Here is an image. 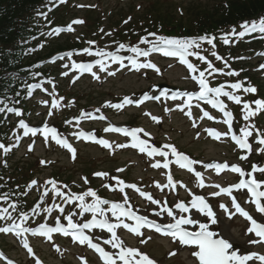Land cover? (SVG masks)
I'll list each match as a JSON object with an SVG mask.
<instances>
[{
    "label": "snow or ice",
    "instance_id": "obj_1",
    "mask_svg": "<svg viewBox=\"0 0 264 264\" xmlns=\"http://www.w3.org/2000/svg\"><path fill=\"white\" fill-rule=\"evenodd\" d=\"M64 2V0H61ZM130 19V18H129ZM128 21H125L127 23ZM74 24H80L82 21L75 20L73 21ZM242 31H237L236 27H233L229 30V33H226L222 36L223 43L225 45H229L234 39L246 37L253 33H259L264 36V19H261L259 23L256 22H244L239 25ZM64 31V29L56 28L54 29L55 33H59ZM67 31H72L71 26L67 28ZM108 35H111L109 33ZM149 37H154L155 39H149ZM215 36H200L198 39H184V38H168L164 36H157L156 33H148L147 36L142 37L139 41L142 45H150V48H141L138 46L131 47L127 49L135 54L133 58H130V63L133 69L139 71L140 69H156L157 72L160 70L157 66L151 62L150 60H145V62H140L137 58L138 57H149L152 53H161L166 57H174L178 58L179 62L185 64L187 69L190 70L194 75L191 77L195 80L199 85V91H188L183 93H176L175 95L171 96L173 100L179 98H186L187 103L184 106H179L181 111H184V107H187L189 111L186 115L191 116V108H192V101H206L207 103L211 104L213 108H218L220 111L224 112V116L228 117L229 119L224 120L222 122L227 123L229 126V130L231 132V113L224 111L225 104L223 101L220 100V97H227L229 100L234 101L236 104L241 103V97L236 95L235 92L241 90L243 82H235L231 83L227 86H220V87H211L209 86L208 79L206 76V72L209 76L213 75L216 72H220L221 74H226L229 76L239 75V72L236 71H229L227 73H223L222 69H216L213 67L212 63L207 61L206 57L201 55L197 49L201 48V42H204L210 45L213 49L216 47L215 45ZM90 44H94L95 42H88ZM119 49L125 50L126 45L120 44ZM83 53H88L92 55L90 48H84L82 50ZM264 54V53H262ZM67 56L69 60L72 59L73 53L71 51L65 53L54 59L63 60L64 56ZM101 57H109L113 62H116L123 67H127L124 64V58L121 56L114 55L112 53L100 52L98 53ZM212 55L216 57L217 60H224L223 57L219 56V54L215 51L212 52ZM196 57V59L205 62L207 64V68L204 71H199L198 68L189 60L187 57ZM242 58V57H241ZM235 59V58H234ZM99 64L100 71H106L105 64L103 60L97 61ZM225 66L228 67L227 61H224ZM96 65L93 63H77L74 60L72 61L71 68L73 71H79L81 74L83 73H91L96 79H99V76L93 72V68ZM69 65L67 63L64 64V68H68ZM264 68V64L260 66ZM116 71H120V68H117L115 71H108V75L112 76L116 74ZM242 71V70H241ZM198 72V75L195 73ZM68 72H64V76H68ZM78 78V77H77ZM75 80H73V83ZM38 87L37 85H33L32 88ZM225 87L232 89L233 91H226ZM31 90V89H30ZM243 91L246 93L255 94L257 89L254 86L244 87ZM211 94V96H210ZM161 95L167 97L169 95L168 92L162 91L158 95H148L145 94L139 100H134L132 98H124L122 103L118 104H108L106 106L114 107L120 109L123 105H130V104H141L146 100H159ZM250 103H255L257 109H264V100L257 99L254 102H245L243 104V109L245 110L244 119L247 120L249 116L253 115V112L250 111ZM57 107V102L53 101L52 108ZM171 109H166V111H170ZM4 109L0 108V112H3ZM8 112L14 113L16 116H21L22 113L17 108H8ZM99 111V109H97ZM147 114V113H146ZM52 113L49 112V116ZM89 117H92L91 113L86 114ZM150 115V114H147ZM204 116H209L208 112L203 113ZM94 118V117H93ZM103 118V117H101ZM211 119V117H209ZM153 120L159 122V118L152 117ZM20 128H22L23 135L28 136L31 134L33 137L37 135V133H42L45 142L47 143V138L49 133H51L52 139L58 144L62 145L64 148L68 149L73 158H75V149L72 145L68 142L67 139L61 138L58 135L56 128H49L47 125L44 127H30L28 126L23 119L19 121ZM255 128V125H246L243 129L240 130L242 136H237L236 134H232L231 138L235 141L240 149H247L249 153L251 152V146L248 144L246 137L252 135V132L249 131V128ZM109 132H122L127 136H130L134 143L131 145L132 147H139L140 152L145 151V147L147 145V141L139 140L137 141V133L142 132L143 129H127V128H115L109 127L106 129ZM208 131V130H206ZM80 135H88L89 138L94 139L96 143L103 145L104 147H109V142L104 139H96L94 134H84L81 133ZM145 136H149L150 134L145 132ZM211 135L215 138H219L221 135H229V133H219L214 130L211 131ZM19 139V137H17ZM257 143L264 145V139H259ZM128 145H118V147H127ZM164 148L169 147V145H164ZM0 150H3L4 153L9 152L11 149L10 147H6L3 143H0ZM29 150H32V145L29 146ZM260 151H264V148H261ZM161 156L166 157L167 154L162 150L152 147L151 151L148 152L149 156H152L153 153H157ZM172 155L177 157V162H186V165L189 166V171H192L191 165L199 163L195 160L190 159L188 156L184 154H180L177 152L175 147H172ZM241 159H247V156H241ZM41 163H46L45 161H41ZM185 163H181V167L186 166ZM152 167L158 168L160 167L159 163L153 164ZM163 167L167 168L168 163L165 162ZM204 168H214L216 169L217 173L221 169H227L231 172L238 173L241 177L240 181L232 186L229 187H220L219 185H211L220 189L217 193H211V196H218L221 193H226L229 196L232 195L233 189L241 190L246 189V202H252L255 205L256 211L260 214V220L258 222L257 219L253 218L241 205L237 202L235 197L232 198V207L236 210V213H239L242 217L250 222V227L246 230V235L254 234V237H258L261 240H264V181H258L255 177V173H264V166L253 164L251 171L245 172L240 166L238 165H231L229 166L227 163H215V164H204ZM117 171H123V169H118ZM95 176H108L107 173H94ZM195 176L197 178H201V173L199 171L195 172ZM247 176L249 179H244ZM113 180H116V177H112ZM85 183H88L87 178H84ZM120 184H124L121 180L119 181ZM48 185L52 186V190L54 194L60 196L61 199L65 204L74 203L76 201L79 202L78 209L79 211H70L66 215L67 219V226L65 227L64 224L60 222V217L56 218L55 227H49L47 224H40L39 228H31L25 227V222L29 219L28 213L22 212L20 214V222H12L7 227H0V233H10L15 232L16 235L22 236L25 233H32L33 235H42L48 236L51 239L52 233H62L65 236H71L73 241H78L80 245H87L89 248L95 250L99 253L100 257L103 259L104 264H118V261L121 264H156V262L149 258L147 254L141 253L139 249L132 248L130 246H126L125 242L117 235V229L124 228L127 229L130 233H133L137 236H141L142 232L141 229L147 228L154 230L157 233H161L166 236H171L174 240H178L181 245L186 246H195L196 249L192 254L194 257L197 258L198 264H248L249 261L258 260L260 264H264V255H260L257 253H245L242 254L239 252L237 248L234 247L233 243L224 237L221 233H218L215 230H210L212 225H216L218 223V218L216 212L213 208L209 205L206 198L202 195H194L193 199L190 201L189 204H185L184 202H179L175 204V208L179 209V213H189L190 210H196L195 216H185V215H174V212L171 208L167 206V201L165 200L162 204L160 200L154 199L150 193H146L140 188H137L136 185H125V187L133 188L142 197H145L147 201H150L153 205H158L159 210L153 208L151 209V213L159 218L163 216L165 213L167 217L171 218V221L164 220L160 223L155 222L152 219H149L147 215H138L136 212L130 210V208H125L124 203H111L107 199H102L98 196L97 192L94 190L89 189L85 193L81 195H75L70 193H64L61 188L57 187V182L54 180L47 181ZM37 185L36 180L30 181V186ZM172 186L175 188L173 184L172 177L168 176V181L165 185L161 186L159 182H156V187L159 188L161 191L164 188ZM182 187H186L181 183ZM200 186L203 187V181L200 180ZM61 187H67L66 185ZM104 187L110 188L115 190L111 184H105ZM48 188L45 187L43 195L46 196L48 194ZM120 191L123 192L124 188L121 187ZM190 191V190H189ZM26 194V193H24ZM191 194V193H190ZM86 197H91L92 202H86ZM8 194H0V200L7 201ZM127 195L124 196V201L127 202ZM110 208L106 211L103 205H109ZM54 208L58 209V211L63 215L64 208L56 204L53 206ZM53 207L46 208L45 211L51 213L53 211ZM221 210H223L229 218L235 213L229 212L228 206L221 204L219 206ZM9 208L13 210L16 209L15 204H10L8 207L0 209V219H11L9 214ZM39 210V205L33 208V213H36ZM111 212V217L109 216L108 212ZM83 213H90L91 219L90 222H82L80 220H74V217L83 214ZM99 217V219L97 218ZM115 218V223L112 222L111 218ZM124 220H130L133 223H125ZM174 221V222H172ZM194 226L193 230H188L185 226ZM198 228V230H196ZM93 229H99L100 233L92 232ZM86 230L91 232V234H86ZM110 234V238L108 237ZM151 237H148L146 240H141V243H146L147 240H150ZM97 241V242H94ZM100 241L103 242L104 245H110L111 249L115 250L118 249V252L115 251H106L104 247L101 246ZM255 238L249 240V244L257 243ZM24 247L28 249L31 253L32 249L28 245V241L25 240ZM59 250V249H58ZM176 253H170V255H175Z\"/></svg>",
    "mask_w": 264,
    "mask_h": 264
},
{
    "label": "rangeland",
    "instance_id": "obj_2",
    "mask_svg": "<svg viewBox=\"0 0 264 264\" xmlns=\"http://www.w3.org/2000/svg\"><path fill=\"white\" fill-rule=\"evenodd\" d=\"M214 2H215L214 0H178V2L176 4L187 3L188 5H191V6L199 4V5L209 7ZM103 6L105 8L110 9V10H113V13H121L122 11L127 10L131 6V2L124 4V3H120L119 0H106L103 3ZM173 7L175 8V6H173ZM70 13H85V12H76V11L72 10V11H70ZM136 80H137V78H133V77L124 78L123 80H121L122 81L121 83H120V81L115 83V88L117 89L118 92H126V91H130L133 88V86L131 84L135 83V85H136L135 89H137L141 85V81L136 83ZM126 160H127V158H124L123 161H126Z\"/></svg>",
    "mask_w": 264,
    "mask_h": 264
},
{
    "label": "trees",
    "instance_id": "obj_3",
    "mask_svg": "<svg viewBox=\"0 0 264 264\" xmlns=\"http://www.w3.org/2000/svg\"><path fill=\"white\" fill-rule=\"evenodd\" d=\"M2 5L0 4V13H3L2 11ZM7 10V8H5ZM18 13H26V10H20ZM0 24L3 26V27H8L9 26V30H10V33L14 34L16 32V23L13 21L9 23L5 20V19H2V16L0 17Z\"/></svg>",
    "mask_w": 264,
    "mask_h": 264
}]
</instances>
